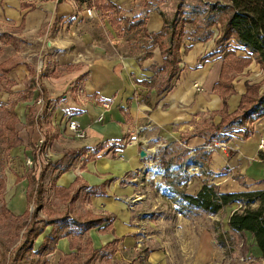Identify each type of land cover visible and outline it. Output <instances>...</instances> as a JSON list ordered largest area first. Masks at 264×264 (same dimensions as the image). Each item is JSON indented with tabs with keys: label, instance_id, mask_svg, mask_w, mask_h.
I'll list each match as a JSON object with an SVG mask.
<instances>
[{
	"label": "crops",
	"instance_id": "crops-1",
	"mask_svg": "<svg viewBox=\"0 0 264 264\" xmlns=\"http://www.w3.org/2000/svg\"><path fill=\"white\" fill-rule=\"evenodd\" d=\"M217 1L229 2L200 0L201 5L191 11L194 16H186L179 14L181 2L173 0H92L95 10L88 16L82 1L0 0V20L8 27L3 33L15 36L26 48L23 54L39 57L44 65L43 102H37L36 107H40L34 110L35 123L27 127L29 137L44 139L31 157L35 172L50 161L55 174L49 184L64 195L68 193L67 204H72L74 218H109L106 227L107 221L88 229L85 238L87 231L78 235L83 243L89 242L90 236L100 243L98 249L93 247V253L107 247L105 251H110L117 262L138 264L142 259L146 264H187L182 250L188 248L187 236L193 233L199 255L191 264H203L211 256L215 233L204 226H192L182 216L176 217V223L165 224V230L160 228L157 218L162 211L155 203L163 200L164 190L157 191L158 186H166L170 193L173 186L186 180L188 188L183 192L191 194L204 182L215 184L223 192L262 187L258 182L264 178V147L259 149L258 143L264 139V116L245 126H218L223 117L228 120L237 110L248 84H257L258 93L264 91V68L251 58L240 72L231 73V94L226 113H221L223 97L215 85L225 63L224 50L217 43L223 18L207 10ZM123 16H144L143 30H126L119 18ZM173 20L180 28L175 51L168 49L176 42V34L164 31L158 41L145 34L159 32ZM228 46L234 49L235 41L230 39ZM172 52L173 64L169 62ZM235 52L245 54L239 49ZM0 65L3 70L9 68L6 73L17 69L22 78L34 76V67L27 60ZM78 82L84 86L85 104H80L73 93ZM29 85L34 91L33 82L27 83L23 94ZM21 100L31 103L30 98ZM70 121L85 129L86 136L71 135L67 127ZM236 125L249 130L250 135H260L255 148L250 147L249 137L236 138L241 135L234 130ZM211 139L225 143L227 148H208ZM141 150L146 151L144 157ZM161 161L163 165H159ZM192 166L201 167L203 173L189 176L187 170ZM160 170L166 173L163 182L158 178ZM41 172L44 177L42 169L31 178L37 180ZM40 197L41 193L39 206ZM147 203L153 204L151 209H145ZM232 206L211 216L214 222L224 216L225 227L221 232L217 229L218 235L232 232L227 223L235 209ZM145 216L153 223L148 232L144 229ZM52 231L43 236L39 249ZM165 235L173 236V246L166 243ZM243 235L252 241L249 234ZM74 249H70L65 264L75 262L79 252ZM138 252L141 257L132 255Z\"/></svg>",
	"mask_w": 264,
	"mask_h": 264
},
{
	"label": "rangeland",
	"instance_id": "rangeland-1",
	"mask_svg": "<svg viewBox=\"0 0 264 264\" xmlns=\"http://www.w3.org/2000/svg\"><path fill=\"white\" fill-rule=\"evenodd\" d=\"M173 2H181L179 14L186 16H194V12L192 13L191 11L195 10V6L201 5L200 0H173ZM7 28L6 22L0 20V34L8 32L5 31ZM16 46L14 47L0 41V64L9 66L13 63L17 65L20 60H27L34 67V76H31L30 79L22 78L21 73L17 69L13 73H6L0 65V264H65L66 261H69L68 257L72 248H75L74 252H79L76 254L77 258L73 260L75 262L83 263V261H86V264H127L125 261L117 262L115 257L111 256L110 251H105L107 247H102L104 249L93 253V247L98 249L100 243L94 241L91 236L89 242L86 243L85 241L83 243L82 240H78V235L67 233L70 229L66 228L65 224L70 221L71 217L74 218L73 206L72 204L70 206L67 204L69 195L68 197L62 194L61 189L51 185V183L49 184V181L53 179V174H55L51 170L52 165L50 161L42 164L39 169V172L42 169L45 170L43 182L42 184L40 182L39 185V187L43 185L40 197L41 205L36 207L33 203V192L36 185L31 177L36 176L39 172H35V168L33 165H29L28 160L34 163L35 159L31 157L32 155L34 156L35 150L38 149L39 141L33 135L31 136V134V137H29V128L27 129V127L31 126V123H35L34 110H38L40 107V105L36 107L37 98L43 97L45 93L44 89L41 88L44 65L43 67L41 66L40 58L37 56L29 55L26 57L23 54L26 49L25 46L19 43ZM48 64L50 67L52 66L49 61ZM31 82H33V86L35 87L34 91H31V96L28 95L27 91L23 94L25 86ZM22 97L30 98L31 103L23 102L21 100ZM10 122H13V131L9 130L8 124ZM245 125L247 123L241 126ZM238 126L233 127L235 128L234 130H238L236 132L241 133L236 138L243 139L245 136L242 130L244 131L245 129H238L240 128ZM248 137L250 147L255 148L260 135L254 133ZM225 138L226 136H224ZM9 140L12 141L10 149H8ZM213 140L211 139L210 142ZM178 154L184 157L182 153ZM160 158L162 159V156ZM160 163L156 162V164L163 165L162 161ZM150 165L152 167L154 164ZM192 167L187 170L189 176L197 174L192 173ZM154 168L158 167L154 166ZM158 175L159 180L163 182L166 177L165 171L160 170ZM209 178L214 177L213 175H209ZM175 186L170 190V193L167 191L166 186H158L157 188V191L159 189L164 190L161 193L164 201L160 199L161 202L155 203L157 209L162 211V214H159L157 218L160 228L165 230V227H167L165 224L176 223L177 216H182L185 221L188 218L189 224H192V226L210 228L215 233V235L213 234L215 245H213L211 256L203 264H261L260 257L255 256L252 241L247 239L245 235L234 231L218 235L217 229L221 232L225 227L223 215L219 218V222H214L211 218L212 214L187 205V202L181 197V192L188 188V181L185 180L182 185H178L179 187ZM152 205V203H147V208L145 209H151ZM2 206H4V209H2ZM232 207L236 208L237 205H233ZM25 212L27 214L23 215V220L28 218L31 213H35L36 220L38 221H36L37 227L50 220L60 218L65 220L60 224H47L45 231L29 248V239L32 238V232L29 235H24V229L20 227L23 220L16 221L13 218L15 215ZM143 221L145 222L144 229L148 232L153 223H151V220L147 216H145ZM51 229L55 230L57 238L51 240L46 248L39 249L38 247L43 236ZM87 233L88 231L84 235V238ZM164 237L165 241H167L166 243L173 246V236L165 235ZM194 239L193 233H189L187 236L188 248L182 250V252L186 253V258H188L187 264H191L199 255ZM169 252L174 254L173 250L172 252L169 250ZM132 255L141 257L139 252ZM143 256H145V252H143ZM142 261L140 259L137 263L146 264L145 260Z\"/></svg>",
	"mask_w": 264,
	"mask_h": 264
},
{
	"label": "trees",
	"instance_id": "trees-1",
	"mask_svg": "<svg viewBox=\"0 0 264 264\" xmlns=\"http://www.w3.org/2000/svg\"><path fill=\"white\" fill-rule=\"evenodd\" d=\"M107 7H113V4L107 3ZM208 12H215L216 17L223 18L221 22V31L217 43L224 50L225 63L223 64L221 76L215 87L221 90L223 97L224 108L220 111L226 113L227 98L231 94L230 78L231 73L240 72L254 58L264 68V0H229L228 3L214 2L207 6ZM124 21V28L143 30L145 23L144 16L119 17ZM119 18H112L113 21H118ZM176 20H173L170 25H165L163 29L155 33H147L152 40L158 41L164 35V31H170L172 35L177 36L176 42L168 50H173L179 46L180 28H176ZM0 39L17 47L19 40L13 35L0 34ZM233 39L236 43L234 49L229 48L228 41ZM242 50L244 55H237L236 50ZM172 64L175 62V52H172V58L169 59ZM9 68L4 69L7 71ZM33 87H27L28 95L31 94ZM257 84H248L247 91L242 95L237 110L231 113L228 120L224 119L218 126V129L228 126L230 123L244 125L246 122H252L264 116V91L257 92ZM9 130L13 131V122L8 124ZM245 137L250 136L249 130L242 131ZM227 139V138H226ZM8 144V149L12 147V141ZM259 156L263 157V153L259 152ZM43 177L41 172L38 179L34 180L37 188L34 190V204L38 207L41 193L39 181ZM34 179V178H33ZM258 183L262 184L261 188L247 189L239 192H223L215 184L204 182L200 189L194 194L181 192V197L187 202L189 207H193L204 211L208 214L217 213L227 206L237 205L228 217V226L230 230L239 234H249L252 239L253 247L258 252V257L261 259V264H264V178ZM68 195V193H66ZM4 209V206H2ZM27 212L14 216V220H23V215ZM65 219H54L37 227L36 215L31 213L28 218L23 220L20 227L24 229L23 234H30L29 248L34 243L37 236L42 233L45 226L50 223L60 224ZM70 221L65 224V227L70 229L67 233L81 235L88 229L98 227L106 221L105 227L109 224L108 217L87 216L83 219L70 218ZM38 222V221H37ZM57 238L55 230L50 232L41 244L44 248L51 240ZM66 264H83L72 262Z\"/></svg>",
	"mask_w": 264,
	"mask_h": 264
},
{
	"label": "built area",
	"instance_id": "built-area-1",
	"mask_svg": "<svg viewBox=\"0 0 264 264\" xmlns=\"http://www.w3.org/2000/svg\"><path fill=\"white\" fill-rule=\"evenodd\" d=\"M82 1V3L85 5L84 6V10H85V13L88 15V16H92L93 13H94V10H95V6L94 4L92 3V0H75V2H80ZM91 1V2H90ZM73 93H74V96L76 97L77 101L80 103V104H85V93H84V86L81 82H78V83H75L73 85ZM38 103L40 102H43V99L42 98H38L37 100ZM104 107H107V104H104L103 105ZM102 119V115H100L98 117V120H101ZM68 127V130L70 131V134L77 137V138H83L86 136V131L85 129L83 128H80L76 122L74 121H70L67 125ZM44 142V139H40L39 140V144H42ZM208 148H213V147H219L221 149H225L227 146L225 143L223 142H218L216 140H213L212 142H210L207 146ZM258 147L259 149H262L264 147V139L263 138H260L259 140V143H258ZM28 163L29 165H33L35 164V162H31V160H28ZM192 173H201L202 172V168L201 167H198V166H194L192 167ZM214 177V175H213Z\"/></svg>",
	"mask_w": 264,
	"mask_h": 264
},
{
	"label": "water",
	"instance_id": "water-1",
	"mask_svg": "<svg viewBox=\"0 0 264 264\" xmlns=\"http://www.w3.org/2000/svg\"><path fill=\"white\" fill-rule=\"evenodd\" d=\"M146 155V151L145 150H141L140 151V156L144 157Z\"/></svg>",
	"mask_w": 264,
	"mask_h": 264
}]
</instances>
